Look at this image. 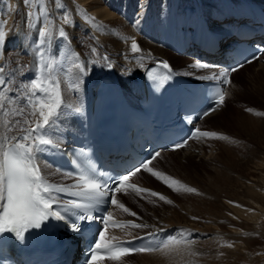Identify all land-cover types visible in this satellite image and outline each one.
<instances>
[{"label":"bare ground","instance_id":"6f19581e","mask_svg":"<svg viewBox=\"0 0 264 264\" xmlns=\"http://www.w3.org/2000/svg\"><path fill=\"white\" fill-rule=\"evenodd\" d=\"M110 1L61 0L75 22V27L70 25L69 29L70 38L73 39V42L77 38L89 41L95 37L93 40L98 45L105 46L108 50L107 53H110L111 56L113 54V57L107 56L114 64L116 74L125 82L135 77L137 73L156 60L157 57L168 58V56L173 57L172 59L175 61L173 68L176 71H180L176 67L182 68L184 65H187L189 68H185L190 69L191 73L194 74L193 77L199 76L202 70L195 68L194 65L196 64L194 62L184 57L170 55L165 50V47L171 43V39H175V37H172L174 30L181 28V26H184L181 29L183 31L187 26L196 28L201 19L216 18L218 15L225 14L229 9L241 8L240 6L247 1L258 2V0H205L208 1L209 5L201 6L196 0H124L125 2H121L118 12L115 11ZM138 3H143L146 7L144 9L139 8ZM167 3L169 4L166 5ZM194 3L196 4L193 7ZM24 6L23 0H0V19L7 21L5 31L9 32L2 53L6 57L4 66L10 62L14 63V61L13 66L26 64L29 65L30 69L28 74L32 75L34 69V57L31 49L32 36L30 34L31 31L29 33L26 29V22L23 19L24 13H22V10ZM12 8H15V11H12ZM77 8L83 10V12H87L91 17H95L97 22L103 24L104 30L95 31L94 27L85 22L83 15L77 11ZM54 12L58 16L59 12L57 10H54ZM170 13H173L171 22L169 20L170 17H168ZM181 15L185 16V22L182 24L173 22V19L177 20L176 18L183 17ZM145 16L153 19L159 25L157 27H161L164 34H167L165 35L166 39L163 42V46L162 42L158 44L156 41L159 36L158 33L161 32L159 30L157 31L158 33H149L147 35L150 41H143L142 37L140 38L137 35L142 28L141 25L145 20ZM125 20L129 23L133 22V25L138 21L135 26L129 28ZM13 26H15L14 31L10 32L7 30L10 27L13 29ZM164 27H168V29L165 30ZM132 39L136 40L141 48V52L137 54L131 52ZM60 50L61 54L65 56L67 50L64 48ZM79 54L80 60L87 63V71L80 77L81 82L75 91H63L77 72V69L72 64V59L68 58L67 60L69 66L62 67V64H60L62 69H56V78L63 81L61 84L62 94L65 96L67 103L74 107L81 106L84 96L90 89V85L101 76L103 69L101 60H95L97 55L84 57L80 51ZM83 58L86 59L83 60ZM141 58L143 59L141 60ZM93 60L96 61L95 64L90 62ZM262 61L264 62V55L243 67H239L236 72L231 73L230 79L232 83L229 84L227 92L229 97L232 95L231 91L234 86L240 88L238 84H234V81L246 68L251 66L259 67L249 74L252 78L264 75V63L261 64ZM64 69H67V71H64ZM204 72L207 73V71ZM181 77L183 76L181 75ZM184 77L190 78L186 75ZM190 79L193 80V78ZM64 111L65 115L60 118L55 130L51 131V133L69 126V122L76 116V112L67 107ZM218 113L217 110L209 116L204 117L201 119V124L214 120L218 116ZM222 116L226 118L222 119ZM233 116L234 112H230L228 115L227 113H221L214 123L227 125ZM242 129L247 133L253 131L251 132L252 134H258L256 135L258 136V139H256L258 141L256 142L264 145V140L262 139L264 138V129H261L257 124L250 125V128L243 125ZM209 130L218 134L224 132L220 126L218 128L214 126ZM193 143L194 141H187V145L182 149L160 154L152 161L151 165L162 156H177L176 159L170 161L172 166L168 170H166L165 166L168 165V162H164L162 165L165 166V169H158L160 171L158 173L178 179L185 186L196 189L198 186H196V181L194 182V179L189 174L190 168L194 167V163L197 160L204 159L212 162L214 173L205 176L203 184L195 192L196 194L191 195L190 192H186L183 189L179 192L172 189L169 192L161 187L160 189L148 186L145 180L137 179L138 176L143 174L142 172H139L133 179L136 184L162 193L173 202L169 204L159 200L158 197L147 195L146 199H150L151 203L155 200L162 204L156 210L150 204L153 210L146 209V212H149L150 216L144 217L146 221L142 220V222L149 224V229H154L155 227H175L177 232L182 233V236L191 234L192 238L189 241L179 240L181 243L173 249L163 248L162 252L131 254L127 256L138 260L136 264H243L241 262L243 259L241 257L242 251H250L253 244L264 245L262 233L260 232V215L264 213V153L254 152L253 150L251 152L252 146L238 138H234V140L232 138L220 140L219 146L215 145L216 147L206 141V143H202L200 147L196 148L192 146ZM212 152L213 154L215 152L214 156L209 155V157L205 158L207 154H211ZM45 171L52 172L48 168ZM62 178L59 174L49 176V180L52 182H58ZM147 181H154V184L158 186L157 183L162 182V179L155 176L154 178H147ZM154 184L152 183L151 185L154 186ZM163 186L165 187V185ZM176 187L179 186L177 185ZM133 194H125L122 197H130L128 195ZM138 196L140 197V195ZM133 197L136 198V195L134 194L131 199ZM118 199L120 200V197ZM123 204L130 208L129 202L125 198L123 199ZM140 206L135 210L144 209L143 204ZM115 213L120 218L126 217L121 213ZM192 217H198L199 219L194 220ZM143 231H147V229H133L129 230V233L138 235ZM229 244L232 247H229ZM127 257H122L121 259ZM247 261L246 264H257L255 258ZM260 264H264V259Z\"/></svg>","mask_w":264,"mask_h":264},{"label":"snow or ice","instance_id":"6c2138e0","mask_svg":"<svg viewBox=\"0 0 264 264\" xmlns=\"http://www.w3.org/2000/svg\"><path fill=\"white\" fill-rule=\"evenodd\" d=\"M54 3L62 10L60 16L63 24L75 27V22L61 0H54ZM23 4L29 9L26 12L27 26L36 29V38L31 45L34 49L33 66L36 71L32 73L30 79H24L28 76L29 66L17 64L14 68L7 69L4 66L6 57L0 51V234H13L18 240H23L26 232L40 229L50 219L63 222L74 235L90 241L85 264H100L105 258L119 261L130 254H149L175 248L181 243L175 238L170 243L164 244L162 249L158 245L134 248L131 247L130 240L121 241L114 236L111 239L106 237L109 229L114 227L121 229L150 227L143 223L117 221L113 212L108 210L115 206L131 216H137L117 199L116 194L123 192L126 188L133 190L137 195L150 192L151 196L158 197L161 201L173 203L162 193L129 183L131 177L136 176L142 168L162 179L174 191L179 192L181 189L186 192L197 191L178 180L153 171L150 165L160 155L159 152L147 161H141L139 165L117 176H109L108 179L103 178L108 175L107 173L99 171L88 161L84 163L70 161L73 164L72 171L57 168L56 172H46L47 164L42 168L41 154L53 150L62 151L60 141L53 139L50 132L55 130L58 121L65 115L64 109L67 107L76 113H81L82 108L67 103L62 94L63 81L56 78V69L61 62L57 59L58 53L54 45L59 40L64 41V45H70L68 33L64 27H59L54 32L48 26L51 13L46 6V0H23ZM138 7L144 9L146 6L138 3ZM11 10L15 11V8ZM77 11L81 12L85 22L94 27L95 31L104 30L103 24L97 22L95 17L89 16L87 12L79 8ZM6 26L7 21L0 19V50L3 49L9 35V32L5 31ZM14 27L9 31H14ZM130 48L133 54L141 52L135 39H132ZM91 53L93 56L99 55L96 47L91 48ZM68 58L72 59L77 72L63 90L64 92L75 91L81 82L80 77L87 71V63L80 60L79 53L69 50L65 53V59ZM253 59H259V57L253 55L246 62L251 63ZM103 60L108 61L109 57L104 55ZM90 62L96 63L94 60ZM107 66L111 67V64ZM158 66L168 70L167 75L161 78L154 76L149 70L148 77L162 86L171 78V68L167 61L158 62ZM194 67L200 69L204 66L197 63ZM239 67H243V64ZM237 70V67H233L214 73L210 77L201 78L216 80L221 85H229L232 83L229 74ZM226 95L224 90L217 91L211 98L209 106L200 113L198 118L203 119L223 107ZM247 111L253 110L247 109ZM189 123L192 121L189 120ZM196 131L200 137L229 139L214 131L201 132L199 129ZM186 145L187 140L181 141L174 146L173 150ZM73 155L84 156L85 153L83 150L74 151ZM57 173L66 179L74 178L75 182L57 184L50 181L49 176ZM177 185L179 187H175ZM64 196L71 199L65 201ZM192 219L199 218L192 217ZM159 231L164 229L161 228ZM126 234L131 235V233ZM147 236L153 237L155 233L150 232ZM133 239H144V237H133ZM228 246L232 247L231 244Z\"/></svg>","mask_w":264,"mask_h":264},{"label":"rangeland","instance_id":"374dc122","mask_svg":"<svg viewBox=\"0 0 264 264\" xmlns=\"http://www.w3.org/2000/svg\"><path fill=\"white\" fill-rule=\"evenodd\" d=\"M125 1L124 0H111L110 4L113 5V8L115 9V11H118V10H120L119 7L121 5V2H125ZM196 2H197V0H196ZM168 4L169 3H167L166 5H168ZM195 4L196 3L193 4V7L195 6ZM46 6L48 7V9H49V11L51 13L50 18H49L48 26L51 27L54 32L56 30H58L59 27H64L66 32L68 33V35L70 37V33H69L70 25H64L62 19L59 16V14H60V12L62 10L58 8V6L54 3V0H46ZM26 9L27 8H25V6H24V8L22 10V13H24V16H23L24 18L23 19L25 21H26V16H25L26 12L29 10V9H27V10ZM54 10H57L59 12L58 16H56V13L54 12ZM172 16H173V13H170L169 16H168V17H170L169 18L170 22L172 21ZM181 16H183V15H181ZM184 18H185V16H183L181 18L180 17L176 18L177 20L173 19V22H178V23L182 24L183 22H185ZM144 19H143L144 22L142 24H145V25H148V26L150 25L151 27L149 26V28H147L146 31H144L145 28H143L141 26L142 28L138 32V35L140 36V38L142 37L141 39L143 41H150L149 40L150 38L147 36L149 33H158L157 32L158 30L161 31L162 33H164L161 30L162 29L161 27L160 28L157 27L159 25L156 24V22H154L153 19H150V17L148 18L147 16H145ZM125 22L128 23L129 28L133 26V25H130L133 22L129 23L126 20H125ZM25 26H26V29L29 31V33L31 31L30 34L32 36V43H33L34 39L36 38V35H35L36 34V29L35 28H29L27 26V24H25ZM166 29H168V27L165 28V30ZM7 30L8 31L12 30V28L10 27V29H7ZM159 34H160V32L158 33V35ZM164 35H167V34H164ZM57 40H59L58 37H57ZM32 43H31V45H32ZM62 45H64V41H62V40H59V42L55 43V45H54L55 50L58 53L57 59L61 62L62 67L63 66H69L68 62H67L68 59H65V56L61 54V50L60 49H62V48L66 49L67 52L69 50H71L72 52L76 53L78 51V53H79V51H80L82 56L91 57V55H92L91 48L92 47H96L98 49L99 55H97L95 57V60L96 59L101 60V59H99V57H100V55L103 52H105L110 57H113V54L111 56L110 53H107L108 50L105 48V46H102L100 44L98 45L97 42H95V40H93V39H90L89 41H87V40H83V39L80 40L79 38H77L73 42V39L70 38V45H64V46H62ZM75 48H76V51H75ZM31 49H32V52H33V57H34V49H33L32 46H31ZM100 49H102L101 50V51H103L102 53H100L101 52ZM2 50H0V51H2ZM49 50L51 51V48ZM168 58L170 59L172 64L175 63V61L172 59L173 57L168 56ZM85 59L83 58V60H85ZM14 63H15V61H14ZM14 63L10 62L8 65L6 64L5 67L10 70V69L15 67V66H13ZM262 63H264V62L262 61L261 64ZM172 66L174 67V65H172ZM185 67L189 68V66H187V65H184L182 68L176 67L177 69L180 70V71L177 70V72H182V71L186 72V71H188L189 76L192 75L190 78H192L194 74L191 73L190 69H186ZM58 68L62 69L60 66ZM258 68L259 67H256V66L252 67L251 66V67L246 68L245 70H243L242 73H240L238 78L235 79L234 84L235 83H236V85L238 84V86L241 89L236 87V86H234V88L231 91L232 95L229 97V94H228L229 98L227 97V100L225 101V105L218 109V112H219L218 116L214 120L208 121V122H205L204 124H202V127H203V129L209 130L210 128H212L214 126H216V128H218V126H220V128L222 127L223 131L225 132V133L224 132L220 133V135L227 136V137H229V139L232 138L233 140H234V138H238L241 141H245L247 144L252 146L251 152L253 150L254 152L264 153V145L256 142V141H258V140H256V139H258V136H256L258 134H256V133L252 134L251 132H253V131H250V132L247 133V132H245V130L242 129L243 125L247 126V128H250V125H254V124H257L259 127H261V129H264V75L257 76L256 78H252L251 75H249L252 71L257 70ZM34 69H35L34 71H36V68H34ZM182 76H185V75L182 74ZM30 78H31L30 74H28L27 77H24V79H30ZM247 109H252L253 111L249 112V111H247ZM230 112H234V116L232 118H230V120L228 121L227 125L226 124L223 125L221 123L217 124V122L214 123V121H216L220 117L221 113L222 114H226L227 113V115H228ZM224 118H226V117L222 116V119H224ZM263 135H264V132H263ZM204 139L207 142H210V144H212L214 147H216L215 145L219 146L218 144H219V141L221 140V139H215V138H213V139L211 138L210 140H208L209 138H207V139L204 138ZM262 139L264 140V138H262ZM205 140H204V142L201 141V143H199V142L197 143L196 141H194L192 146L198 148V147H200V145H202V143H206ZM214 154H215V152H214ZM214 154H213V152L211 154H207V156L205 158L209 157V155L210 156H214ZM176 157L177 156H172V155H169L167 157L166 156H162V157H160V159L155 161V163H153V165L151 167H152V169L155 168L156 170H158L160 168L161 169H165V166H166V170H168L169 167L172 166V163H170V161L173 160V159H176ZM164 162H168V165L163 166L162 164H164ZM213 166L214 165H213L212 162H209V161L203 159V160L195 161L194 167L190 168L189 174H190L191 178L194 179L193 181L194 182L196 181L195 182L197 184L196 186H198V187H196V190H198L199 187L202 186L204 178H205L206 175H212L214 173L213 172V170H214ZM158 172H160V171H158ZM147 178H149V177H147L146 174H142V175L138 176L137 179L145 180L148 183V186H151V187H154V188H160L161 187L162 189H165V191L167 190V191L171 192L172 188L168 189V186L163 181L158 183V186L155 185V184H154V186H152L151 185L152 182L147 181ZM60 180H62V179H59V181ZM175 180H178V179H175ZM162 183L165 184V187L162 186L163 185ZM194 193L195 192H190L191 195H194ZM139 195H140V197L139 196H136V198L133 197L136 200L133 199V198L131 199V197L134 196V194L133 195H128L130 197H124L126 199V201L129 202L130 211L131 212H135L137 214V216H131L130 214H125V216L127 218H129V217L130 218H134V219L142 222V220L143 221L145 220L144 217L150 216L149 212H146L147 211L146 209L153 210L152 207H154L155 210H156L157 208H160L162 203H160L158 201H155V200H154V202L151 203L150 199H146L147 195H151L150 192H147L145 194H139ZM122 196H124V195H122ZM124 198L120 197V201L122 203H123V199ZM195 198H197V197H195ZM131 200H133V201H131ZM141 204H143L144 209L140 208V210L136 211L137 208L141 207L140 206ZM150 204L152 205V207L150 206ZM147 205H149V206H147ZM120 213H122V212H120ZM150 213H153V212H150ZM115 215L119 216L116 213H115ZM143 215H145V216H143ZM260 216H261L260 217V223H261L260 224L261 225L260 226V232L262 233V238H263V241H264V213L261 214ZM133 229L134 230H140V229H137V228H132V229H129V230H133ZM146 229L148 230L149 228H146ZM177 229H179V228H177ZM241 257L243 258L242 261H241L243 264H244L245 261H246L245 262V264H246L248 262L247 260L252 259V258H255V261H257V264H260L261 261L264 259V245L253 244L251 246V248H250V251H247V252L242 251V256ZM137 261L138 260H136L134 257L133 258L132 257H127V258H124L123 261H120L119 263H121V264H136ZM119 263H117V264H119Z\"/></svg>","mask_w":264,"mask_h":264}]
</instances>
